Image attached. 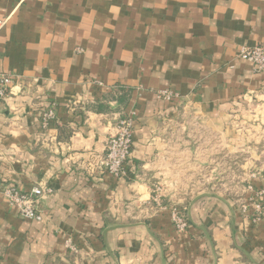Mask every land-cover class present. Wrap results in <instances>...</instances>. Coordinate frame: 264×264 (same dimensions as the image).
<instances>
[{"label": "crops", "instance_id": "obj_1", "mask_svg": "<svg viewBox=\"0 0 264 264\" xmlns=\"http://www.w3.org/2000/svg\"><path fill=\"white\" fill-rule=\"evenodd\" d=\"M0 19V72L19 76L0 181L51 190L41 221L0 197V264H264V72L238 57L264 47V0H0ZM130 111L116 179L97 162Z\"/></svg>", "mask_w": 264, "mask_h": 264}, {"label": "built area", "instance_id": "obj_2", "mask_svg": "<svg viewBox=\"0 0 264 264\" xmlns=\"http://www.w3.org/2000/svg\"><path fill=\"white\" fill-rule=\"evenodd\" d=\"M4 24L5 20L0 19V30ZM238 57L250 63L255 72H264V47H240ZM18 77L16 74L0 72V103L10 93L11 87ZM97 85L102 87V84L99 82H97ZM158 97L166 101H171L174 98L173 94L169 91L159 92ZM134 117L135 112L130 111L118 118L115 125V133L106 140L104 153L97 162V168H100L116 179H128L125 165L131 155ZM53 119L54 110L53 108H49L41 115L42 127H46ZM50 192L49 188H33L29 192H20L15 186L0 181V197L9 207L15 208L21 218L26 220H42V215L38 210L39 200L43 194H50ZM153 193L151 202L161 208L162 185L158 183L154 186ZM255 197L254 211L250 216L252 223L260 221L264 212V203L260 202V195L255 194ZM246 209V207H243V212ZM171 219L176 231L182 232L187 227L185 216L176 208H172L171 210ZM68 248L73 252L75 251L73 246L69 244Z\"/></svg>", "mask_w": 264, "mask_h": 264}, {"label": "rangeland", "instance_id": "obj_3", "mask_svg": "<svg viewBox=\"0 0 264 264\" xmlns=\"http://www.w3.org/2000/svg\"><path fill=\"white\" fill-rule=\"evenodd\" d=\"M220 158H222L223 159V156L220 154V156H219ZM217 173L219 174H222L221 176H224V174H225V167H224V165H222L221 163H220V169L218 168V170H217ZM219 180V179H218ZM217 180V181H218ZM216 181V182H217ZM224 180L222 179V180H219L218 181V184H217V187L218 188H221L222 189V191H223V189L225 188V184H224V182H223ZM189 185H192V184H189ZM219 192V189H217V190H214V192Z\"/></svg>", "mask_w": 264, "mask_h": 264}, {"label": "water", "instance_id": "obj_4", "mask_svg": "<svg viewBox=\"0 0 264 264\" xmlns=\"http://www.w3.org/2000/svg\"><path fill=\"white\" fill-rule=\"evenodd\" d=\"M198 198H196L194 201H196Z\"/></svg>", "mask_w": 264, "mask_h": 264}]
</instances>
